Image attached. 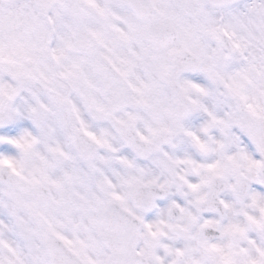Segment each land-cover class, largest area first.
Instances as JSON below:
<instances>
[{
	"label": "clouds",
	"instance_id": "obj_1",
	"mask_svg": "<svg viewBox=\"0 0 264 264\" xmlns=\"http://www.w3.org/2000/svg\"><path fill=\"white\" fill-rule=\"evenodd\" d=\"M0 13L18 21L0 30V237L24 264L25 228L45 264L50 248L59 264L264 249V79H241L254 55L264 69V0H0Z\"/></svg>",
	"mask_w": 264,
	"mask_h": 264
},
{
	"label": "snow or ice",
	"instance_id": "obj_2",
	"mask_svg": "<svg viewBox=\"0 0 264 264\" xmlns=\"http://www.w3.org/2000/svg\"><path fill=\"white\" fill-rule=\"evenodd\" d=\"M155 6V5H154ZM182 7H185L186 5H181ZM159 10L161 11V14L163 15V10L167 7L166 5H163L162 3L158 6ZM191 11H195L194 6L187 5ZM18 23V21L15 19L13 15H9L7 18L0 13V30L7 27L9 31H13L15 25ZM235 47L239 48L240 45L236 44ZM19 51V50H18ZM4 55V46L0 45V56ZM257 57L254 55L252 57V62L249 64L248 69L245 71V73L242 74L241 79L245 81H250L249 74L255 73L257 78L264 79V69L257 66ZM237 89L242 87L240 83H237L235 85ZM259 94L261 96H264V90H260ZM241 99H247V97L242 96ZM248 108L250 111H252L253 115H257V111L253 104H249ZM261 142L264 143V137H261ZM0 163L9 164V161L4 160L0 161ZM38 182V181H37ZM17 206H20V202H17ZM12 215H15V207L11 210ZM261 212L264 213V208L261 209ZM249 220L252 224L256 225L257 227H261V224L259 221H256L249 217ZM21 226H24V222L21 219ZM24 235L25 239L29 241L30 247L33 251V257L32 261L33 264H45V260L42 253V249L39 248V246H33L32 244V236L34 233L31 229H24ZM67 243V241L65 242ZM188 251H195L194 249H189ZM211 252L217 253L219 255V264H235L234 258L241 257L240 264H264V249H261L259 247H256L254 252H249L248 249H240L238 252L234 251L230 247L228 249H224L221 247H217L215 245L211 246L210 248ZM49 255L52 258V264H59L60 258L57 257L55 253L54 248L49 249ZM114 255L117 258L116 264H137L136 260L133 258L131 253L125 252L123 248L116 247L114 249ZM175 255L177 257H183L185 255L184 251H176ZM0 264H24V261L21 257V253L19 250L10 242L2 237H0ZM88 264H93L92 261H89ZM185 264H202V260L197 259H189L185 262Z\"/></svg>",
	"mask_w": 264,
	"mask_h": 264
}]
</instances>
